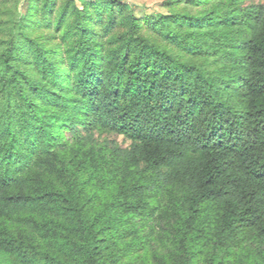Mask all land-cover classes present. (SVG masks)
I'll return each instance as SVG.
<instances>
[{"label":"clouds","instance_id":"obj_1","mask_svg":"<svg viewBox=\"0 0 264 264\" xmlns=\"http://www.w3.org/2000/svg\"><path fill=\"white\" fill-rule=\"evenodd\" d=\"M0 264H264V0H0Z\"/></svg>","mask_w":264,"mask_h":264},{"label":"trees","instance_id":"obj_2","mask_svg":"<svg viewBox=\"0 0 264 264\" xmlns=\"http://www.w3.org/2000/svg\"><path fill=\"white\" fill-rule=\"evenodd\" d=\"M125 56L127 59L121 60V65L117 72V80L120 81L124 76H127L129 79L125 83V88H127L129 84H135L137 87H139L142 80L149 79L147 76H145V73L148 71L150 65H146L140 60L132 61V63L129 64L131 56L127 52L125 53ZM154 82L155 81H151L148 85H146V87H150ZM209 179H211V177H209ZM205 183H207V181H205Z\"/></svg>","mask_w":264,"mask_h":264}]
</instances>
